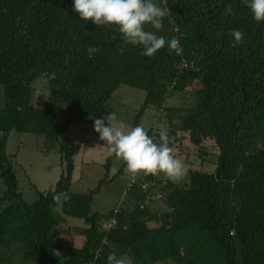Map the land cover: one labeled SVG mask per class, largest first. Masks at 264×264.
I'll return each mask as SVG.
<instances>
[{"label": "trees", "instance_id": "trees-1", "mask_svg": "<svg viewBox=\"0 0 264 264\" xmlns=\"http://www.w3.org/2000/svg\"><path fill=\"white\" fill-rule=\"evenodd\" d=\"M157 3L166 9L158 34L175 36L179 53L165 47L146 57L114 27L80 20L72 0H0V85L5 98L0 169L6 185L0 198V249L17 243L23 260L36 264H105L110 252L122 256L142 247L148 260L141 264L162 258L175 264H264V23L252 19L243 0ZM232 29L244 33L236 47ZM41 77L48 78L51 95L67 104L60 120L51 103L43 109L30 103L31 83ZM196 81L195 107L164 109L165 123L171 147L177 129L188 133L195 146L213 140L219 150L214 172H190L188 187L161 182L159 192L165 193L169 208L162 216L147 207L156 185L152 175L144 177L147 190L138 185L127 189L132 208L114 210L108 218L93 213V196L107 177L94 191L71 192L80 144H70V125L104 116L105 102L121 85L145 92L134 121L139 124L147 109L163 110L170 88L184 93ZM12 130L44 135L51 147L58 144L59 180L54 190L37 192L32 204L22 200L4 153L5 134ZM159 131L148 133L158 141ZM65 190L70 201L53 198ZM58 204L62 214L88 226L81 231V247L54 235L64 220L54 210ZM112 217L115 227L103 230L100 222ZM158 221L160 225L148 227ZM193 233L190 244L181 242Z\"/></svg>", "mask_w": 264, "mask_h": 264}, {"label": "rangeland", "instance_id": "rangeland-1", "mask_svg": "<svg viewBox=\"0 0 264 264\" xmlns=\"http://www.w3.org/2000/svg\"><path fill=\"white\" fill-rule=\"evenodd\" d=\"M160 7L166 13V9L163 6ZM30 87V103L34 107L43 109L51 103L54 106L56 119L60 120L64 117L67 104L51 95L47 77L36 79ZM199 87L200 83L196 81L184 93L173 92L170 88L169 95L163 103V110L153 107L147 109L139 124H143L147 130L151 129L153 131L167 127L164 109L195 107L197 99L194 91ZM144 99V91L121 85L105 102V115L111 110L115 111L122 121L133 126L136 114L140 110ZM4 106V88L0 85V112L4 109ZM93 122L92 118H82L72 123L68 128L70 144H80V150L74 158L75 167L70 190L72 193L77 194L89 193L97 188L103 178L107 177V181L93 196L91 210L93 213L108 218L114 210L133 207L134 202L126 198L127 186L131 180L125 172L123 164L115 157L109 156L106 150L100 147L105 142L100 140L99 134L94 131ZM175 137L176 140L172 148L174 154L185 164L186 175L175 180L163 175H155L156 185L153 187L155 197L147 203V207L151 213L160 216L169 211L165 193L159 192L160 186L163 187L161 182L173 183L179 187H188L189 173L192 171L213 173L219 155V150L213 140L207 139L200 146H195L190 142L188 133L180 129H177ZM50 144L51 141L41 134L20 133L15 130L5 134L4 153L11 165L13 174L16 176L17 187L22 200L27 204H32L38 198L37 192L47 193L54 190L55 182L59 180L61 175L58 144H55V147H51ZM144 177L141 175L138 180L144 181ZM5 190L3 172L0 169V198ZM159 194L162 195L160 198L158 197ZM54 210L64 218L63 222L54 230L56 238L67 245L81 247L85 241L81 231L88 226L83 220L62 214L59 204ZM107 218L100 222L101 227L105 224ZM157 225H160V221L148 223L149 228ZM193 238H195V233L186 234L182 237L181 242L188 245ZM146 252L147 249L142 247L131 253L123 254L122 258L126 264H141L148 260ZM0 256L1 259H4L0 264H36L23 260L20 245L17 243L3 246L0 249ZM153 264L175 263L168 258H162Z\"/></svg>", "mask_w": 264, "mask_h": 264}, {"label": "clouds", "instance_id": "clouds-1", "mask_svg": "<svg viewBox=\"0 0 264 264\" xmlns=\"http://www.w3.org/2000/svg\"><path fill=\"white\" fill-rule=\"evenodd\" d=\"M243 4L256 23H264V0H243ZM72 5L80 20L114 27L128 45L139 47L146 57L154 56L165 47L177 49L179 45L175 36L166 38L158 34L164 27L165 12L157 0H72ZM226 11L232 13L231 8ZM230 34L233 47L243 42L241 30L232 29ZM93 121L94 131L105 142L100 147L123 164L132 182L141 175H163L173 180L186 175L185 164L170 146L172 137L167 127L160 129L157 141L143 124H126L112 110ZM53 198L66 203L71 194L67 190L60 191ZM105 264L126 262L116 252H110Z\"/></svg>", "mask_w": 264, "mask_h": 264}, {"label": "built area", "instance_id": "built-area-1", "mask_svg": "<svg viewBox=\"0 0 264 264\" xmlns=\"http://www.w3.org/2000/svg\"><path fill=\"white\" fill-rule=\"evenodd\" d=\"M179 52H180V49H179V47H177V53H179ZM182 66L183 67H187L188 66V63L184 61L183 64H182ZM138 179H139V176L136 177L135 182L130 181L129 184H128V186H127V189L128 188H131L133 185H138L143 190H147L149 188V184L147 182L142 181V180H138ZM161 196H162L161 194L158 195L159 198ZM154 197L155 196L153 194L150 197V200L153 199ZM115 225H116V220H115V218L112 217L110 219L105 220V224H103L102 229L105 230V231H108V230L114 228Z\"/></svg>", "mask_w": 264, "mask_h": 264}, {"label": "crops", "instance_id": "crops-1", "mask_svg": "<svg viewBox=\"0 0 264 264\" xmlns=\"http://www.w3.org/2000/svg\"><path fill=\"white\" fill-rule=\"evenodd\" d=\"M57 181V180H56ZM57 182H55V184H56ZM44 193V192H43Z\"/></svg>", "mask_w": 264, "mask_h": 264}]
</instances>
